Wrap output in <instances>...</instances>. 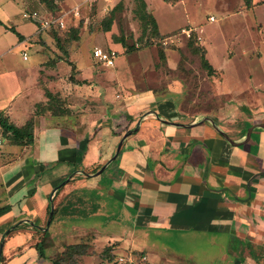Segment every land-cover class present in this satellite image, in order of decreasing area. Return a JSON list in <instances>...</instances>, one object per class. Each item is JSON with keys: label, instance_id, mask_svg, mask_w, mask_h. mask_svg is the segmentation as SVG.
<instances>
[{"label": "crops", "instance_id": "obj_1", "mask_svg": "<svg viewBox=\"0 0 264 264\" xmlns=\"http://www.w3.org/2000/svg\"><path fill=\"white\" fill-rule=\"evenodd\" d=\"M23 20L37 26L32 37L38 44L36 67L42 69L47 58L58 61L49 64L40 83L34 78L17 88L19 95L0 108L17 127L31 118L34 122L31 145L7 144L10 149L2 150L6 141L0 134L3 264H40L34 249L38 232H44L48 204L63 180L68 188L88 182L111 191L109 198L131 214L137 230L194 239L225 235L226 258L233 264L264 262V129L258 127L264 124V106L254 89H244L234 72L222 74L214 90H226L228 100L210 115L188 114L179 103V82L127 89L117 66L104 72L89 66L79 70L73 48L68 53L76 82H67L71 71L54 49L53 38L39 31L37 22ZM20 35L16 47H27L31 39ZM26 75L20 72V82ZM29 88L34 95L25 102L21 92ZM16 224L21 227L6 236ZM147 241L142 244L147 250L160 249L161 244Z\"/></svg>", "mask_w": 264, "mask_h": 264}, {"label": "rangeland", "instance_id": "obj_2", "mask_svg": "<svg viewBox=\"0 0 264 264\" xmlns=\"http://www.w3.org/2000/svg\"><path fill=\"white\" fill-rule=\"evenodd\" d=\"M83 1L59 0L55 3L58 8L55 13L64 15ZM116 1L122 4V9L115 13L111 31L104 33L100 21L113 5L119 3ZM143 1L161 35L150 38L146 46L137 41L141 35L135 12L137 0H112L107 4L98 0L85 5L80 10V18L65 17V23L73 25L80 19L79 40L70 39L66 32L61 34L62 39H69V49L78 52L75 61L79 70L84 72L89 66L104 72L112 68L96 63L92 50L95 47L114 50L117 63L113 67L119 68L127 89L131 85H137L139 89L155 84L164 87L168 81H177L182 86L179 96L182 109L188 114L204 116L218 111L228 100L226 90H214L216 78L221 82L222 74L229 77L234 72L242 79L244 89L253 88L257 102L264 106V0ZM34 10H44L38 0H0V108L19 95L17 88L30 85L34 78L40 83L49 64L58 61L47 58L42 69L35 65L34 49L38 44L32 37L37 26L25 22L22 17L24 11ZM46 33L52 37L51 31ZM20 34L31 39L26 42L27 47H16L22 39ZM112 35L116 38L124 36L128 44L134 43L136 51L126 53L119 44L113 43ZM190 41L195 47L204 49L205 59L215 70L214 78L206 76L200 66L199 54L191 50ZM53 46L55 49V43ZM160 49L164 50V62L159 59ZM23 51L28 56L27 61L22 59ZM59 55L71 71L66 81L76 82V73L72 71L76 68L74 61H71L72 69L67 63L69 55L66 57L61 52ZM20 72L27 73L21 82ZM258 90L262 92L258 93ZM21 93L25 102L26 97L30 101L34 95L30 88ZM3 149L9 150L10 146L5 144ZM109 194L111 191H106L103 186L88 182L71 188L68 184L62 186L52 199L55 211L50 225H44V232H38L43 253L40 264H52L66 246L77 243L87 244L89 252L93 253L79 264H233L229 257L226 258L225 235L208 233L194 239L170 231L137 230L131 214L109 198ZM148 238L163 247L159 249L158 245V248H152L154 251L147 250L148 247L142 244H146ZM114 243L117 245L110 247ZM105 248H109L108 256L113 255L112 261L100 258Z\"/></svg>", "mask_w": 264, "mask_h": 264}, {"label": "trees", "instance_id": "obj_3", "mask_svg": "<svg viewBox=\"0 0 264 264\" xmlns=\"http://www.w3.org/2000/svg\"><path fill=\"white\" fill-rule=\"evenodd\" d=\"M59 0H38V4L40 7H43V11L47 12L51 16H56V11L58 8L56 7V4ZM138 5L137 9L135 10L138 20L140 21L141 25V35L137 39L138 43L141 44V46H146L149 44V39L150 38H160L161 35L159 34L157 23L153 16L147 12L146 10V5L143 0H137ZM122 9V4L119 2L118 4H115L112 6V8L109 10L107 13V16H105L101 21H100V26L101 29L104 33H108L111 31V26L112 23L114 22L115 18V13L119 12ZM80 19L77 20V24H67L66 27L61 30L57 27L55 28H50L47 30L48 32L51 31L52 33V38L55 43V48L57 51L61 52L62 55L68 57L69 55V46H67L69 39L61 38L62 32H66L69 34V38L72 40H79V23ZM71 25V26H70ZM65 36V35H64ZM114 44H119L121 48L125 49L126 53H131L136 51V48L134 46V43L128 44L124 36H120L116 38L114 35H112V39ZM189 45L191 47V50L193 52H197L199 54V60H200V66L201 68L206 72V76L208 78H211L215 74V70L213 67L207 62L204 56V49L200 47H195L193 42L190 41ZM159 59L160 61L164 62L165 61V56H164V50L160 49L159 50ZM67 63L72 67V63L67 60ZM73 69V67H72ZM47 98L50 101L52 96L50 93L47 92ZM33 128H34V122L33 119H29L23 126L17 127L11 123L8 122V120L0 113V131L3 139L6 141V144L16 146V147H25L28 145H31L33 142ZM101 169V168H99ZM81 177V176H80ZM65 180H63L59 186L55 188V194L58 193V191L62 188L63 185H65ZM51 209V202L48 204L47 207V218L49 215ZM1 211V209H0ZM53 210V215H54ZM53 219V216L48 224L50 225L51 221ZM47 222V221H46ZM47 225V223H46ZM21 226L20 224H16L10 228L8 232H6V236L9 235V233L16 231L19 229ZM35 230H39L35 225L32 226ZM44 229V228H43ZM117 244L114 243L110 247H114ZM37 255L39 258H43V253H42V241L38 242L35 247H34ZM109 248H105L103 252L100 253V258L103 260L107 261H112L113 260V255H107V252ZM93 253L89 252V246L84 243H77V244H71L68 245L64 248L62 253L54 258L52 260V264H79V262L86 256H91ZM5 261V257L3 256L2 252L0 253V264H3Z\"/></svg>", "mask_w": 264, "mask_h": 264}, {"label": "built area", "instance_id": "obj_4", "mask_svg": "<svg viewBox=\"0 0 264 264\" xmlns=\"http://www.w3.org/2000/svg\"><path fill=\"white\" fill-rule=\"evenodd\" d=\"M98 0H84L82 3L71 8L64 15L57 16H45L37 11H31L28 13H24L23 17L25 19H30L32 21L37 22L39 31H47L50 28H59L63 30L66 27L65 17H79L80 10L85 7V5H92L96 3ZM104 4L112 2V0H99ZM188 33V32H187ZM117 57V52L111 49H101L95 47L92 50V58L94 61L100 65L105 67H113L115 63V59ZM23 59H26V54H23ZM2 144V139L0 138V145Z\"/></svg>", "mask_w": 264, "mask_h": 264}, {"label": "water", "instance_id": "obj_5", "mask_svg": "<svg viewBox=\"0 0 264 264\" xmlns=\"http://www.w3.org/2000/svg\"><path fill=\"white\" fill-rule=\"evenodd\" d=\"M258 127L260 128H263L264 129V124H259ZM253 129V127H250L248 130H247V134H246V140L249 139L250 137V133H251V130ZM126 135H124L125 137ZM120 146H121V142L118 144L117 146V149H116V153H118V151L120 150ZM105 166H103L97 173L96 175L100 174L103 170H104ZM51 201V200H50ZM52 214H53V207H52V201H51V209H50V212H49V215H48V218H47V225L49 224L51 218H52ZM1 249H2V244H0V253H1Z\"/></svg>", "mask_w": 264, "mask_h": 264}]
</instances>
